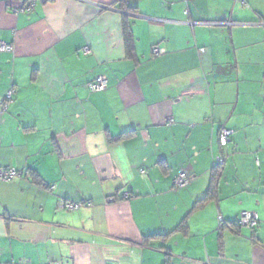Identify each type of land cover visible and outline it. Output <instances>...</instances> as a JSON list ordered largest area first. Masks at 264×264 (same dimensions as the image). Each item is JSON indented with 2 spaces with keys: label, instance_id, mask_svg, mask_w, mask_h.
<instances>
[{
  "label": "crops",
  "instance_id": "crops-1",
  "mask_svg": "<svg viewBox=\"0 0 264 264\" xmlns=\"http://www.w3.org/2000/svg\"><path fill=\"white\" fill-rule=\"evenodd\" d=\"M119 1L0 0V264H264V0Z\"/></svg>",
  "mask_w": 264,
  "mask_h": 264
},
{
  "label": "built area",
  "instance_id": "built-area-1",
  "mask_svg": "<svg viewBox=\"0 0 264 264\" xmlns=\"http://www.w3.org/2000/svg\"><path fill=\"white\" fill-rule=\"evenodd\" d=\"M33 6H34L33 2L25 4L22 7V10H30ZM12 50H13V46L11 44L0 41V52H7V51H12ZM201 50L204 51V49H201ZM160 53H162V51L159 48H154L155 55H159ZM108 83L109 81L106 76L99 75L88 83V89L90 92H102L108 88ZM14 92H15L14 89H12L8 91L6 95L4 96L2 101L5 107H7L9 102L13 100ZM231 133L232 131L230 130H224L222 132L221 142L223 145L229 142V139H230L229 137ZM223 161L224 159L222 156H218L216 158V164H223ZM19 175H20V172L15 168L0 167V181L8 182V181L13 180ZM190 181H191V176H189V174L183 171L178 175L176 179V188H185L189 185ZM54 188L55 186L51 187V189H54ZM123 198L130 199L132 198V196L128 193H125ZM111 200L113 201V198H111ZM84 204L85 203H82V202L67 201V202H64L63 208L69 211H73V210L79 209ZM237 220L241 227H247L250 229L256 228L259 224L258 215L252 211H242ZM219 221H220V225H222L223 218L220 217ZM50 264H56V263H50Z\"/></svg>",
  "mask_w": 264,
  "mask_h": 264
},
{
  "label": "trees",
  "instance_id": "trees-1",
  "mask_svg": "<svg viewBox=\"0 0 264 264\" xmlns=\"http://www.w3.org/2000/svg\"><path fill=\"white\" fill-rule=\"evenodd\" d=\"M128 1H129V0H120V1L118 2V5L120 6L119 8H120V9H123V10L135 11V8H132V7L129 6L130 4L128 3ZM126 40H127V41L130 40V36H129V35H126ZM131 133H132V132H126L125 134H123V136L128 137V136L131 135ZM216 166H217V167L215 168L214 172L212 173V182H214V184H215V182L217 181V179H218V177H219V173L221 172V170H220L219 168H221L223 165L216 164ZM212 189H213V185H212V187H211V189H210V192L208 193V196L205 197L203 200H201V201L198 203V205L204 204L205 200H207L209 197H211V195L213 194V193H212ZM236 224H237V229L240 228V225H239V223H238V220L236 221ZM182 227H183V225H182V226L180 225V228H182ZM182 229H183V228H182ZM254 229H255V228H254Z\"/></svg>",
  "mask_w": 264,
  "mask_h": 264
}]
</instances>
